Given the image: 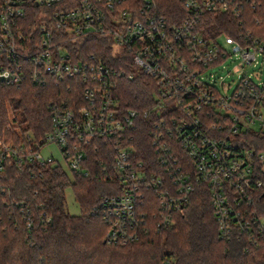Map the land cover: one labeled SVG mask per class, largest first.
<instances>
[{
    "label": "built area",
    "instance_id": "1",
    "mask_svg": "<svg viewBox=\"0 0 264 264\" xmlns=\"http://www.w3.org/2000/svg\"><path fill=\"white\" fill-rule=\"evenodd\" d=\"M157 1L0 0V85L54 81L72 89L68 101L86 103L78 109L65 100L53 103L52 132L41 141L30 133L22 143L0 140V193L8 158L20 169L26 159L31 165L63 167L41 154L44 145L56 143L70 171L88 175L84 149L103 138L117 152L112 169L124 183L92 212L107 219L108 243L129 245L139 241L138 229L148 230L150 215L143 207L148 192L159 208L153 218L164 229L177 222L193 191L204 185L220 236L258 244L264 240V215L255 204L258 198L264 205V149L239 147L236 138L264 132V38L244 28V0H178L184 13L177 22L157 11ZM208 12L232 13L236 34L207 33L202 16ZM95 34L110 37L114 56L126 49L136 69L157 80L150 109L123 111L114 90L120 78L135 74L97 54L84 56L81 47ZM235 57L239 82L232 94H224L212 70ZM138 117L155 124L152 142L163 170L156 174L134 155ZM50 223L51 217L41 218L42 225ZM27 227H32L29 220Z\"/></svg>",
    "mask_w": 264,
    "mask_h": 264
},
{
    "label": "trees",
    "instance_id": "2",
    "mask_svg": "<svg viewBox=\"0 0 264 264\" xmlns=\"http://www.w3.org/2000/svg\"><path fill=\"white\" fill-rule=\"evenodd\" d=\"M243 26L264 38V0H244ZM157 11L171 22H177L184 8L178 0H158ZM202 26L210 34L238 31V21L230 12H208L202 16ZM81 47L84 56L97 54L116 68L124 66L134 79L120 78L114 94L124 112L143 111L155 104L157 80L140 73L132 63V54L120 49L114 56L110 37L88 36ZM122 54V55H121ZM117 55H120L117 57ZM74 81H71L72 86ZM67 84L51 82L34 85H0V140L23 142L30 133L34 140L44 139L52 132L51 105L73 98ZM68 101L75 108L85 106V100ZM11 113V114H10ZM155 124L138 117L133 131L132 146L136 160L147 163L146 169L163 171L152 142ZM239 147L264 149V132L252 131L236 138ZM26 142V141H25ZM88 175L71 171L57 164H29L18 168L13 158L5 162L0 193V264H264V240L250 245L246 238L223 239L206 186L200 185L190 196L184 213L176 223L160 228L153 218L159 209L154 193L143 207L149 211L148 230L138 229L139 241L129 245L106 241L107 219L92 214L100 209L102 199L124 186L112 169L113 156L109 140L96 138L84 149ZM184 151L179 156L186 158ZM34 170L35 174L30 171ZM71 187L81 207L80 215H71L66 207V189ZM263 193L259 195L262 197ZM22 202L24 206H18ZM256 206L264 215V205L256 198ZM24 210L28 212L27 219ZM51 217L47 226L41 218ZM28 220L32 227L28 228Z\"/></svg>",
    "mask_w": 264,
    "mask_h": 264
},
{
    "label": "rangeland",
    "instance_id": "3",
    "mask_svg": "<svg viewBox=\"0 0 264 264\" xmlns=\"http://www.w3.org/2000/svg\"><path fill=\"white\" fill-rule=\"evenodd\" d=\"M219 42L223 44L222 38H219ZM239 66L240 60L235 57L233 60L230 59L220 67L212 70V72L215 74V77L218 78L216 85L224 94H232L235 91L239 82ZM208 75H210V73H208ZM219 77H221V79H219ZM262 77L264 78V72L262 73ZM222 83H225L224 87L222 86ZM41 154L44 157L53 156L55 158V163L61 164L64 169L70 173L71 179H74L70 171V167L65 162L61 148L58 144L49 143L44 145V147L41 149ZM66 207L71 215L81 214L80 204L77 201L71 187L66 189Z\"/></svg>",
    "mask_w": 264,
    "mask_h": 264
}]
</instances>
